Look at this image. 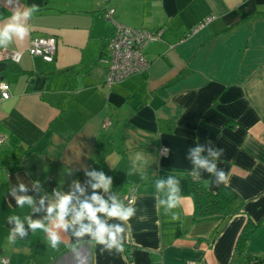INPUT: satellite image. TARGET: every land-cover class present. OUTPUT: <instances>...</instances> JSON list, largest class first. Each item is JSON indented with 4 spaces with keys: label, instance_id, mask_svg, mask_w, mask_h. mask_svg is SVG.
<instances>
[{
    "label": "crops",
    "instance_id": "crops-1",
    "mask_svg": "<svg viewBox=\"0 0 264 264\" xmlns=\"http://www.w3.org/2000/svg\"><path fill=\"white\" fill-rule=\"evenodd\" d=\"M19 4L39 8L22 21L29 30L23 39L13 34L0 45L22 53L18 63L0 59V83L11 92L0 99V264H231L249 219L258 225L243 256L264 257V0ZM11 14L0 0V28ZM209 16L214 18L193 30ZM117 24L162 34L144 50L146 72L108 87L100 57ZM41 36L57 40L52 62L27 51L30 40ZM197 146L215 172L193 164L190 150ZM210 150L221 154L212 157ZM220 171L226 181L219 180ZM92 172L111 178L109 191L120 202L134 195L133 203H123L135 208L127 223L106 220L124 228L123 252L107 249L90 233L76 236L80 225L71 211L68 228L55 229V248L43 229L29 228L26 217L54 226L55 213L49 218L47 208L58 195H73L70 209L94 192L104 198L103 188L92 187ZM192 175L210 192L231 188L242 201L239 210L192 221L184 231L193 212ZM169 177L178 181L180 197L171 209L160 203L167 187L156 188ZM16 196L31 197L33 204L20 208ZM12 216L26 231L16 234L15 243L8 241L16 227Z\"/></svg>",
    "mask_w": 264,
    "mask_h": 264
},
{
    "label": "clouds",
    "instance_id": "clouds-1",
    "mask_svg": "<svg viewBox=\"0 0 264 264\" xmlns=\"http://www.w3.org/2000/svg\"><path fill=\"white\" fill-rule=\"evenodd\" d=\"M5 3L12 9V14L9 18H7L8 22L0 28V45L9 41L13 34L23 39L29 30L22 21L30 19L32 13L39 8L38 5L24 7L19 4V0H15L12 4H8V0H5ZM203 151V146H197L190 150L189 158L195 166L206 169L210 173L215 172L216 165L214 163H210L207 158L201 155ZM220 154L221 153L211 150L209 151V155L212 157H217ZM217 174L220 181H226L227 177L223 171H220ZM88 175L93 176L96 181L92 184L93 189L103 188L105 192L109 191L111 187V178L105 177L102 172H92L88 173ZM177 185L178 181L173 177H169L166 182L164 180L156 182V188L158 190H163L165 187L168 189L167 199L161 200L160 203L166 204L169 209L178 206L180 197L177 195L179 192ZM19 188L21 191L26 190L24 184H20ZM76 188L80 190V185L76 184ZM15 192L16 189L13 188V195H15ZM15 198L16 204L20 208H23L25 203L29 205L33 204L31 197L16 196ZM72 199L73 195L71 193L62 196L58 195V199L47 208L49 218H53V213H55V224L53 227H46L41 221H32L29 217H26V219H28L29 228L33 230V232H35L38 228L43 229L47 233V238L51 246L55 248L60 241V237L55 229L68 228L69 224L65 221V216H67L69 211H71L73 213L72 222L80 225L79 230L75 233L76 236L81 237L85 233H90L97 243L105 245L107 249L116 247L120 252H123L124 247L121 243V233L124 232V228L120 225L108 226L106 220L115 218L127 223L134 216L135 208L132 206L125 207L122 202L118 201L114 197L111 198L112 203L109 204L108 201L94 192L90 199L79 201L78 206H73L70 209L69 206ZM41 204H43V200H41ZM35 210L38 211L39 209ZM98 214H103L106 219H101ZM85 219L88 221L87 224L83 223ZM13 220L16 222V227L11 230L8 236L9 243H15L16 234H19L20 237H24L26 235L24 225L19 220V217H9L10 222ZM81 264H83V261H81Z\"/></svg>",
    "mask_w": 264,
    "mask_h": 264
},
{
    "label": "built area",
    "instance_id": "built-area-1",
    "mask_svg": "<svg viewBox=\"0 0 264 264\" xmlns=\"http://www.w3.org/2000/svg\"><path fill=\"white\" fill-rule=\"evenodd\" d=\"M214 16H209L199 23L193 30H197L207 24ZM162 31L149 30L147 28L134 29L117 24L116 31L110 39L109 44L103 51L100 61L106 64V73L104 84L110 87L112 84L122 81L131 75L140 72H146L150 62L145 55L146 46L159 40ZM57 40L55 37H35L30 40L27 51L32 56H39L46 62H52L55 57ZM21 51L9 50L5 47L0 48V59L13 63H18L21 59ZM11 97L10 86L7 82L0 83V99L7 100ZM1 141V139H0ZM168 149L161 150L162 155H166ZM192 174V173H191ZM192 177L195 178L194 175ZM103 197L109 204L111 198H117L110 191L103 190ZM124 204L129 205L134 201V195L131 193L122 199ZM119 201V200H118ZM6 263V259H3ZM186 264H201L196 261H188Z\"/></svg>",
    "mask_w": 264,
    "mask_h": 264
},
{
    "label": "trees",
    "instance_id": "trees-1",
    "mask_svg": "<svg viewBox=\"0 0 264 264\" xmlns=\"http://www.w3.org/2000/svg\"><path fill=\"white\" fill-rule=\"evenodd\" d=\"M188 193L192 200L193 212L189 221H186L184 231L187 229L188 224L195 220L215 215L228 217L236 213L242 204L241 199L228 186L223 185L217 191L210 192L201 185L197 177L190 178ZM257 225L250 219L245 222L235 243L236 259L231 264H259L264 261L262 256H243L245 243L253 234Z\"/></svg>",
    "mask_w": 264,
    "mask_h": 264
}]
</instances>
